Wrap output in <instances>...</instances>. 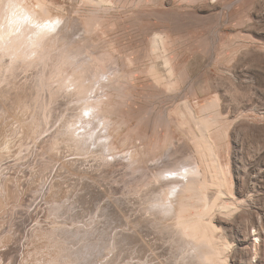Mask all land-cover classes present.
Instances as JSON below:
<instances>
[{
    "label": "rangeland",
    "instance_id": "rangeland-1",
    "mask_svg": "<svg viewBox=\"0 0 264 264\" xmlns=\"http://www.w3.org/2000/svg\"><path fill=\"white\" fill-rule=\"evenodd\" d=\"M18 5L57 27L0 38V264H202L184 224L215 264H264V0H0V21ZM90 57L108 75L82 98L63 85ZM88 104L107 146L81 152L68 128ZM198 166L176 224L155 198Z\"/></svg>",
    "mask_w": 264,
    "mask_h": 264
},
{
    "label": "bare ground",
    "instance_id": "bare-ground-1",
    "mask_svg": "<svg viewBox=\"0 0 264 264\" xmlns=\"http://www.w3.org/2000/svg\"><path fill=\"white\" fill-rule=\"evenodd\" d=\"M50 18V19H49ZM57 19L56 18H51V17H47L46 19H43V20H40V21H38L37 20V18L35 17V15H34V12L31 10V9H28V7H25V6H22V5H18L17 6V11H13V16L11 17L10 15H7L6 16V18H4L2 21H0V38H1V41H2V43H3V47L5 48V49H10L12 46H10L11 44H13L16 40H19V39H21V37L23 36V38H22V40H24L27 36H31V43L33 44V45H38L39 46V44H38V42H39V39L42 37V36H44V35H46L47 33H49L50 31H52V30H54L56 27H57ZM33 26V27H32ZM41 29V30H40ZM40 30V32H38ZM38 46H36V49L38 48ZM77 63V66L75 67V69L73 70V72L71 73V76L70 77H68V78H66V84H64L63 85V87H66V88H70V86L72 87V86H74V89H73V91H74V93H73V91H71L73 94H77V95H79V96H81L82 98H86V95L88 94V92L90 91V92H92L94 89H95V87H93V84H96L97 82H99V81H102V78L103 77H105V76H107L108 75V73H104V72H100L99 70V68H100V66H99V61H96L95 60V58H92V57H90V58H81L79 61H77L76 62ZM102 71V70H101ZM115 73H117V72H115ZM116 75V74H115ZM113 79H115V78H110V76H109V80L110 81H112ZM117 79H118V77H117ZM116 80V79H115ZM114 80V81H115ZM164 80V79H163ZM116 82H118V81H116ZM101 84H104L105 85V83H104V81H102V83ZM111 84V83H110ZM110 87V86H109ZM63 89V88H62ZM67 90V89H66ZM72 90V89H71ZM67 93H69V91L67 92ZM93 94V93H92ZM92 97V96H91ZM90 97V98H91ZM88 100H90V99H88ZM86 101V104L89 102V101ZM94 109V108H93ZM82 110H84V113H85V111L87 112V115H88V117H86V116H84L83 115V113L81 112L79 115H78V117H77V120H75L74 122H70L71 123V125L69 126V128H68V136L70 137V140H71V142H73L74 144H75V146L76 147H78L79 149H81V152L82 151H84V150H86V151H88L89 149H90V147L92 146V145H98V146H100V148L103 150V149H105L106 148V143L104 142H102V140H104V139H106V137H102L101 136V134L102 133H100V129H99V127H98V125H96V124H94L92 121H91V118L92 117H94L95 116V114L93 113V110H92V107H91V104H88L87 106H84L83 107V109ZM92 111V112H91ZM108 115V114H107ZM87 118H89L88 120H87ZM106 121H107V123H108V120H106L105 119V121H104V129L103 128H101V129H103V130H105V128H106V125H108V124H106ZM82 125V127H80V128H78L77 127V124H79V123ZM100 122V121H99ZM103 122V121H102ZM196 124V123H195ZM85 125H88L90 128L88 129V126H87V129H86V126ZM101 125V124H100ZM67 128V127H66ZM109 128V127H108ZM108 128H106V129H108ZM201 129H202V127H200ZM204 128V127H203ZM205 130V129H204ZM80 131V132H79ZM108 132V131H107ZM63 136V135H62ZM109 137V136H108ZM107 137V138H108ZM66 142H68V141H66ZM69 143V142H68ZM69 144H71V143H69ZM68 144V145H69ZM108 144V143H107ZM94 147V146H93ZM99 148V147H98ZM107 149H109V148H107ZM110 149H112V148H110ZM208 149H209V151H210V155H211V157H213L212 156V154H211V151L212 150H210L211 148H209L208 147ZM92 150V149H91ZM95 151V150H94ZM109 151V150H108ZM111 151V150H110ZM89 152V151H88ZM88 152H86V153H88ZM92 152V151H91ZM102 152V151H101ZM100 153V152H99ZM98 153V154H99ZM79 154H81V153H79ZM89 154V153H88ZM87 154V155H88ZM78 155V154H77ZM85 155V154H84ZM101 155H103V154H101ZM94 156V155H93ZM117 157H118V159H119V156L118 155H116ZM104 157V156H103ZM107 158V157H106ZM105 157H104V159H106ZM114 158H116V157H114ZM122 158V157H121ZM120 158V159H121ZM124 158V157H123ZM122 158V159H123ZM100 159V158H99ZM104 159H102V160H104ZM120 159L118 160L119 162H120ZM206 160V159H205ZM105 161V160H104ZM98 162V161H97ZM101 162V161H100ZM119 162H117V163H119ZM122 163L121 164H123V160L121 161ZM129 162V161H128ZM130 162H132L131 161V159H130ZM135 162V161H134ZM190 162H192V161H190ZM208 162V161H207ZM96 163V162H95ZM95 163H94V165H95ZM116 163V164H117ZM194 163H196V162H194ZM119 165V164H118ZM170 165L172 166L173 164H171L170 163ZM192 165V164H191ZM169 166V165H168ZM168 166H165V167H168ZM173 166H175V165H173ZM172 166V167H173ZM195 166V165H194ZM209 166V165H208ZM207 166V167H208ZM170 167V166H169ZM168 167V168H169ZM183 167V166H182ZM168 168H166V172L168 171V173L170 172V170H167ZM177 168V167H176ZM180 168V167H179ZM187 168V167H186ZM198 168V169H197ZM137 169V168H136ZM140 169V168H139ZM144 169V168H143ZM165 169V168H164ZM172 169V168H171ZM174 169V168H173ZM172 169V170H173ZM178 169V168H177ZM177 169H174L172 172H170V174L171 175H169V176H171V177H169L170 178V181L172 180L173 181V179H175V180H178V178H180L181 176H180V174L182 175V177L181 178H183L184 176H186L187 174L189 175L188 177H190V174H191V171H190V168L189 169H186L185 170V172L183 171H181V173H179V172H176V170ZM135 170V169H134ZM133 170V171H134ZM141 170V169H140ZM192 170V169H191ZM193 170H194V168H193ZM127 171V170H126ZM128 171H129V169H128ZM138 171V170H137ZM175 171V172H174ZM179 171V170H178ZM165 172V173H166ZM189 172V173H188ZM135 173V172H134ZM186 173V174H185ZM157 174V173H156ZM179 174V175H178ZM192 174H194L197 178V180L198 181H193V182H189V184L187 185V187L185 188L184 186V189L185 190H183V194H181L180 196H176V192L174 193V195H175V197H177V199L176 198H173V197H171L172 196V194H173V192L172 191H169V189H163V190H161L160 192H159V194L160 195H158V197H156L154 200H155V202H154V204H153V206L154 207H156V209L158 210V211H160L161 213H163V214H166V215H173L174 214V217H175V221H174V219L173 220H171V221H173L174 223L176 222V224H181L182 223V221L185 219V217H186V215H188V213L191 211V209L193 208V206H192V201H193V199H195V194H196V192H197V189L199 188V189H203V185H204V183H205V176H204V171L198 166V167H196V171H193L192 172ZM125 175H128L127 173L125 174ZM158 175V174H157ZM161 175V174H160ZM166 175H168V174H166ZM178 175V176H180V177H178V178H176V176ZM146 176H148V175H146ZM155 176V175H154ZM212 176V175H211ZM134 177V176H133ZM158 177L159 176H157L156 178L158 179ZM163 177H165V176H163ZM187 177V176H186ZM150 178V177H149ZM153 179H154V177H152ZM145 179V178H144ZM143 179V180H144ZM151 179V178H150ZM157 179H155V181L157 180ZM162 179V178H161ZM142 180V181H143ZM159 180V181H158ZM156 182H158V183H156V184H159L160 183V179H158ZM174 180V181H175ZM185 180V179H184ZM164 181V180H163ZM169 181V180H168ZM167 181V182H168ZM169 181V182H170ZM178 181H180V180H178ZM140 182V184L142 183L141 181H139ZM146 183H147V181H145ZM144 182V185L146 184ZM150 182V181H149ZM148 182V183H149ZM177 181H175L174 183H176ZM181 182V181H180ZM137 183V182H136ZM165 183H166V181H165ZM164 182H162V183H160V184H162L161 186L162 187H164V186H167L166 184H165ZM171 183H173V182H171ZM131 184V183H130ZM135 184V183H134ZM156 184H154V186L156 185ZM178 184H180L179 182H178ZM136 185H138V184H136ZM141 186H143V184L141 185ZM148 186V185H147ZM151 186V185H150ZM173 186V187H172ZM175 186L177 187L178 185H176L175 184ZM181 186H182V184H181ZM139 187V186H138ZM152 187V186H151ZM168 187V186H167ZM171 187L172 188H174V185H171ZM170 186H169V188H171ZM141 188V187H140ZM148 188V187H147ZM127 189V188H126ZM126 189H124L122 192H125V193H127V192H129V191H127ZM175 189V188H174ZM98 190V189H97ZM121 190V189H120ZM146 191L148 190V189H145ZM172 190V189H171ZM127 191V192H126ZM144 190H142V192H143ZM174 191H177L176 189L174 190ZM121 192V191H120ZM135 192V191H134ZM133 192V194H135ZM139 193H140V191H138ZM137 192V193H138ZM177 192H179V191H177ZM136 193V195H138ZM144 193H145V191H144ZM147 193V192H146ZM145 193V194H146ZM155 193H156V191H155ZM124 194V193H123ZM128 194V193H127ZM142 193H140V195H141ZM152 195L154 194V193H151ZM158 194V193H157ZM222 194V193H221ZM96 195V194H95ZM129 195H131L130 193H129ZM98 196V195H97ZM96 196V197H97ZM120 196H122V195H120ZM128 196V195H127ZM92 197V196H91ZM101 197H102V195H101ZM100 197V198H101ZM119 197V196H118ZM125 197V196H124ZM133 197V196H132ZM136 197V196H135ZM141 197V196H140ZM150 197V196H149ZM90 198V197H89ZM94 198V197H93ZM153 197H151V199H152ZM97 199H99V197L97 198ZM119 200H122V199H120L119 198ZM129 200V199H128ZM140 200H142V199H140ZM196 200H197V198H196ZM196 200H194V201H196ZM124 201V200H123ZM126 201V200H125ZM138 201V200H137ZM148 201V200H147ZM151 201V200H150ZM120 202V201H119ZM118 202V203H119ZM128 202V201H127ZM196 202H194V204H195ZM134 204V203H133ZM139 204V203H138ZM150 204V203H149ZM152 204V203H151ZM109 205V204H108ZM119 205V204H118ZM124 205V204H123ZM123 205H120V206H123ZM111 206V205H110ZM133 206V205H132ZM211 207V206H210ZM127 208V207H126ZM135 208V207H134ZM152 208V207H151ZM150 208V209H151ZM129 209V208H128ZM142 210V209H141ZM209 210V209H208ZM125 212V211H124ZM150 213H151V211H149ZM148 212V213H149ZM203 212H205V211H203ZM203 212L202 211H200V214H203ZM78 213H80V212H78ZM123 213V212H122ZM149 213V214H150ZM153 213V212H152ZM121 214V213H120ZM145 214V213H144ZM147 214V213H146ZM208 214V213H207ZM116 215V214H115ZM134 215V214H133ZM122 216V215H121ZM141 216H142V212H141ZM147 216V215H146ZM146 216H145V219H146ZM200 216V215H199ZM112 217H114V216H112ZM120 217V216H119ZM149 217V216H148ZM155 217V216H154ZM160 217V216H159ZM166 218H167V216H165ZM173 217V216H172ZM124 218V217H123ZM142 218V217H141ZM161 218H162V216H161ZM113 219V218H112ZM116 219H117V217H116ZM119 219V218H118ZM117 219V220H118ZM164 219V218H163ZM108 220H109V218H108ZM150 220H151V218H150ZM157 220V219H156ZM159 220V219H158ZM110 221V220H109ZM121 221V220H120ZM152 221H153V219H152ZM168 221V220H167ZM166 221V222H167ZM170 221V222H171ZM149 222V221H148ZM154 222V221H153ZM160 222V221H159ZM169 222V221H168ZM121 224V223H120ZM169 224V223H168ZM167 224V225H168ZM170 225H171V223H170ZM170 225H169V227H170ZM174 225V224H173ZM114 226V225H113ZM116 226V225H115ZM157 226V225H156ZM172 226V225H171ZM175 226V225H174ZM180 226V225H179ZM195 225H188V224H184L183 225V230H184V233L189 237H191L192 238V241H189V242H195L194 244H195V247H194V249H191L192 250V252H193V250H194V252H193V254H196V252H197V255L199 254V253H201L202 255H200V257L202 256V260H203V263L202 264H215V262H214V260H213V257L214 256H216V255H218V252L219 251H217L216 249H215V246L213 245V241L211 242V241H209V244L207 245V247H205V248H207L206 249V251H204L203 252V250L201 251V247H200V245L198 244V236H199V234H198V232L195 230ZM158 229V228H157ZM172 229H173V227H172ZM177 229V228H176ZM120 230V229H119ZM158 230H160V228L158 229ZM157 230V231H158ZM166 230H167V228H166ZM166 230H164V231H166ZM179 231V230H178ZM156 232V231H155ZM160 232V231H159ZM168 232V231H167ZM174 232V231H173ZM157 233V232H156ZM166 233V232H165ZM165 233H163V234H165ZM144 234H146V233H144ZM143 234V235H144ZM149 234V233H148ZM179 235H180V233H178ZM177 234V235H178ZM150 235V234H149ZM152 235V234H151ZM169 235V234H168ZM182 235V234H181ZM156 236V235H155ZM157 236H158V234H157ZM162 236V235H161ZM100 237H101V235H100ZM148 237V236H147ZM146 237V238H147ZM178 237H181V236H178ZM96 239H97V237H95ZM152 238V237H151ZM150 238V239H151ZM155 238V237H154ZM99 239V238H98ZM140 239V238H139ZM142 239V238H141ZM196 239V240H195ZM99 240H101V239H99ZM98 240V241H99ZM147 240V239H146ZM164 240V239H163ZM184 240V239H183ZM182 240V241H183ZM195 240V241H194ZM127 241V240H126ZM141 241V240H140ZM149 241V240H148ZM167 241V240H166ZM174 241V240H173ZM179 241V240H178ZM185 241V240H184ZM187 241V240H186ZM95 243H94V245L95 244H97V240L96 241H94ZM100 242V241H99ZM123 242V245H124V241H122ZM181 242V241H180ZM179 242V243H180ZM196 242H197V244H196ZM144 243V242H143ZM158 243V242H157ZM171 243V242H170ZM177 243V242H176ZM181 243H183V242H181ZM102 244H105V242L104 243H102ZM108 244V243H107ZM156 244V243H155ZM160 244V243H159ZM158 244V245H159ZM175 244V243H174ZM185 244H186V242H185ZM188 245H190L189 243H187ZM167 245V244H166ZM171 245V244H170ZM191 245H193V244H191ZM96 246V245H95ZM97 246H98V244H97ZM96 246V247H97ZM146 246V245H145ZM177 246V245H176ZM181 246H183V245H181ZM187 246V245H186ZM166 247V246H165ZM188 247V246H187ZM200 247V248H199ZM182 248H185L184 246L182 247ZM217 248V247H216ZM138 249V248H137ZM171 249H173V248H171ZM176 249H177V247H176ZM100 250V249H99ZM152 250V249H151ZM162 250V249H161ZM163 250H164V248H163ZM181 251V250H180ZM189 251V250H188ZM187 251V252H188ZM141 252V251H140ZM140 252H138V253H140ZM170 252V251H169ZM171 252H172V250H171ZM178 252V251H177ZM183 252H184V250H183ZM191 252V253H192ZM72 253V252H71ZM76 253V252H75ZM126 253V252H125ZM69 255H70V253H68ZM90 254V253H89ZM118 254V253H117ZM128 254V253H127ZM135 254V253H134ZM137 254V253H136ZM150 254V253H149ZM72 256L74 255H76V254H74V252L71 254ZM68 256L67 258H69V257H71V259H73L72 258V256ZM100 255V254H99ZM171 255V254H170ZM177 255V254H176ZM180 255V254H179ZM184 255H186V252L184 253ZM183 255V256H184ZM187 255H188V253H187ZM187 255H186V257H187ZM220 255V254H219ZM73 256V257H74ZM92 256V255H91ZM126 256V255H125ZM163 256V255H162ZM182 256V257H183ZM195 256V255H194ZM147 257V256H146ZM168 257V256H167ZM185 257V256H184ZM183 257V258H184ZM199 257V258H200ZM219 257V256H218ZM139 258V257H138ZM175 258H177V257H175ZM181 258V257H180ZM192 258V254H191V257H190V259ZM197 258V257H196ZM196 258H195V260H196ZM76 259V261L75 262H78L79 261V258L77 259V258H75ZM84 259H86V258H84ZM84 259H81V260H83L84 261ZM147 259V258H146ZM178 259V258H177ZM198 259V258H197ZM219 259H221V258H219ZM68 260H70V259H67L66 260V263L68 264L70 261H68ZM74 260V259H73ZM87 260V259H86ZM144 260V259H143ZM152 260V259H151ZM151 260H149V261H151ZM156 260V259H155ZM157 260H159V259H157ZM156 260V261H157ZM186 260V259H185ZM185 260H184V262H185ZM68 261V262H67ZM72 261V260H71ZM82 261V262H83ZM88 261V260H87ZM145 261V260H144ZM143 261V262H144ZM187 261H189V260H187ZM186 261V262H187ZM80 262V261H79ZM82 262L81 263H79V264H82ZM85 262V261H84ZM139 262V261H138ZM159 262V261H158ZM177 262V261H176ZM175 262V263H176ZM179 263H180V259H179V261H178ZM178 262H177V264H178ZM197 262V261H196ZM73 263H74V261H73ZM90 263H91V261H90ZM141 263V262H140ZM145 263V262H144ZM183 263V262H182ZM191 263V262H190ZM65 264V263H64ZM70 264H72V263H70ZM75 264V263H74ZM89 264V263H88ZM142 264V263H141ZM169 264H170V262H169ZM184 264V263H183Z\"/></svg>",
    "mask_w": 264,
    "mask_h": 264
}]
</instances>
